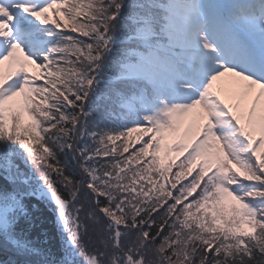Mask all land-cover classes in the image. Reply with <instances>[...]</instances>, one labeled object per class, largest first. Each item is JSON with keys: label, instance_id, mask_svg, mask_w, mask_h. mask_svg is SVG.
Returning <instances> with one entry per match:
<instances>
[{"label": "snow or ice", "instance_id": "obj_1", "mask_svg": "<svg viewBox=\"0 0 264 264\" xmlns=\"http://www.w3.org/2000/svg\"><path fill=\"white\" fill-rule=\"evenodd\" d=\"M0 255L264 264V0H0Z\"/></svg>", "mask_w": 264, "mask_h": 264}, {"label": "trees", "instance_id": "obj_2", "mask_svg": "<svg viewBox=\"0 0 264 264\" xmlns=\"http://www.w3.org/2000/svg\"><path fill=\"white\" fill-rule=\"evenodd\" d=\"M135 137V136H134ZM4 257L2 255H0V259H3Z\"/></svg>", "mask_w": 264, "mask_h": 264}, {"label": "rangeland", "instance_id": "obj_3", "mask_svg": "<svg viewBox=\"0 0 264 264\" xmlns=\"http://www.w3.org/2000/svg\"><path fill=\"white\" fill-rule=\"evenodd\" d=\"M136 134H134V136H135Z\"/></svg>", "mask_w": 264, "mask_h": 264}]
</instances>
